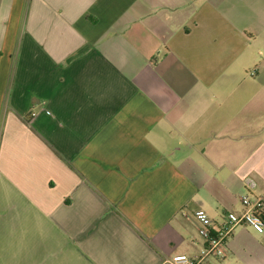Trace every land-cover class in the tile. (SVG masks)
<instances>
[{
  "label": "crops",
  "instance_id": "crops-1",
  "mask_svg": "<svg viewBox=\"0 0 264 264\" xmlns=\"http://www.w3.org/2000/svg\"><path fill=\"white\" fill-rule=\"evenodd\" d=\"M248 178L264 201V0H0V264L192 257ZM200 264H264V232Z\"/></svg>",
  "mask_w": 264,
  "mask_h": 264
},
{
  "label": "built area",
  "instance_id": "built-area-1",
  "mask_svg": "<svg viewBox=\"0 0 264 264\" xmlns=\"http://www.w3.org/2000/svg\"><path fill=\"white\" fill-rule=\"evenodd\" d=\"M253 73V72H251ZM244 186L249 192L240 198L242 211L235 213L226 211L223 214V220L215 224L213 220L202 210L194 213L197 222V232L203 239L204 244L194 256L189 257L185 254L178 253L168 259V264H200L207 256L222 257L224 254V244L230 236L233 228L237 225H247L256 232H264V222L262 215L264 213V201L250 192L255 186V181L248 178Z\"/></svg>",
  "mask_w": 264,
  "mask_h": 264
},
{
  "label": "trees",
  "instance_id": "trees-1",
  "mask_svg": "<svg viewBox=\"0 0 264 264\" xmlns=\"http://www.w3.org/2000/svg\"><path fill=\"white\" fill-rule=\"evenodd\" d=\"M262 218H263V222H264V213H263V215H262Z\"/></svg>",
  "mask_w": 264,
  "mask_h": 264
}]
</instances>
